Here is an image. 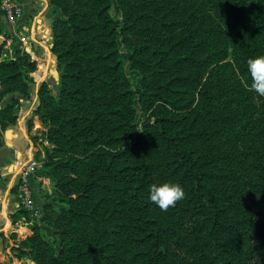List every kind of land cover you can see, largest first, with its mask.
Here are the masks:
<instances>
[{
  "label": "trees",
  "instance_id": "16d2710c",
  "mask_svg": "<svg viewBox=\"0 0 264 264\" xmlns=\"http://www.w3.org/2000/svg\"><path fill=\"white\" fill-rule=\"evenodd\" d=\"M49 5L59 92L43 83L36 113L51 145L48 197L63 206L43 205L52 242L34 225L21 241L33 264H264V97L246 71L264 54V0ZM35 64L0 54V95H27ZM16 111L0 110V148ZM164 181L185 192L167 211L148 199Z\"/></svg>",
  "mask_w": 264,
  "mask_h": 264
},
{
  "label": "rangeland",
  "instance_id": "374dc122",
  "mask_svg": "<svg viewBox=\"0 0 264 264\" xmlns=\"http://www.w3.org/2000/svg\"><path fill=\"white\" fill-rule=\"evenodd\" d=\"M5 2L8 3L7 0H1L0 3V9L3 11ZM19 8L21 16L17 18L14 25L7 23L3 14L2 23L6 43L0 53L1 60L14 59L17 51L20 54L27 52L36 64L34 71L26 72V69H24L29 79L27 95H21L17 92L4 96L0 95V110L9 103H13V101H16L17 108V120L15 124L4 129L3 146L0 150L11 142L10 139H17V136H13L12 132H24L22 137H25L26 144L24 145L25 149L22 151V160L16 163V172L7 180L6 186L8 184L9 191L8 193L3 191L0 197V212L1 209L6 208L5 206H7V211L14 210L12 215H7V219H10L9 222L5 219L6 232L0 229V264H33L32 252L29 248L22 247L21 241L30 235V226L34 225L38 226L40 234L47 242H52L55 239L54 229L45 219L43 205L45 203L51 204L56 210L63 206L59 199L51 200L48 197L53 192L54 182L47 176V172L43 168V162L51 145L47 141L48 126L36 113L39 104L40 86L45 83L50 90V94L56 97L59 92L58 80L60 73L51 51L52 38L49 37L48 31L45 29L44 32L47 34L41 36V39L36 35L29 36V39H27V35L31 31L30 28L19 23L23 16V10L21 7ZM111 15L114 19H121V13L116 4L112 6ZM58 16H60L59 10ZM121 51L129 66L128 49L123 44H121ZM128 69L129 73L135 78V86H138L139 73L130 70V67ZM135 118L139 128L149 119L148 114L143 113L138 106ZM0 179H2L1 176ZM3 181L6 182V179ZM24 182H27L31 191L29 206L23 192ZM17 211H22L21 217L14 220L12 217ZM1 220L0 223H2ZM4 226L0 225V228H4Z\"/></svg>",
  "mask_w": 264,
  "mask_h": 264
},
{
  "label": "crops",
  "instance_id": "0c3cea01",
  "mask_svg": "<svg viewBox=\"0 0 264 264\" xmlns=\"http://www.w3.org/2000/svg\"><path fill=\"white\" fill-rule=\"evenodd\" d=\"M14 4L20 6L23 10V16L20 19L19 23L24 26L30 28L31 33L30 36L36 35L41 39V36H45L47 33L44 32L45 29L49 33V37L51 38V25L53 20L58 17V9L55 7H51L49 5V0H11ZM48 37V38H49ZM44 41V40H42ZM22 134V135H21ZM13 136H17L16 140L10 139V143L6 147L0 150V197L2 196V192L8 193L9 187L7 188L6 183L9 178L16 172L17 167L16 163L22 160V151L25 149V137L24 132H12ZM6 179V182L3 180ZM5 187V188H4ZM4 189V190H3ZM9 194H11L9 192ZM17 198V196H16ZM1 207V206H0ZM7 208V206H5ZM6 208L1 209L0 219H2V223L0 225H5L3 229L6 228V221L9 222L10 219H7V215H12L14 210H6ZM6 232V231H5Z\"/></svg>",
  "mask_w": 264,
  "mask_h": 264
},
{
  "label": "clouds",
  "instance_id": "9594fccd",
  "mask_svg": "<svg viewBox=\"0 0 264 264\" xmlns=\"http://www.w3.org/2000/svg\"><path fill=\"white\" fill-rule=\"evenodd\" d=\"M246 71L251 81L249 89L264 97V54L247 58ZM184 198L185 192L176 182L153 183L148 188V199L161 211H167Z\"/></svg>",
  "mask_w": 264,
  "mask_h": 264
},
{
  "label": "built area",
  "instance_id": "2783aa9c",
  "mask_svg": "<svg viewBox=\"0 0 264 264\" xmlns=\"http://www.w3.org/2000/svg\"><path fill=\"white\" fill-rule=\"evenodd\" d=\"M7 2L4 3V17L7 23H9L10 25H14L16 23L17 18H19L21 16L20 12V6L14 4L13 2H11V0H7ZM30 35H27V39H29ZM23 39V38H22ZM23 192L26 195V199L28 200V206H29V202L31 200V191L29 188V185L27 184V182H24L23 184Z\"/></svg>",
  "mask_w": 264,
  "mask_h": 264
},
{
  "label": "water",
  "instance_id": "95a60500",
  "mask_svg": "<svg viewBox=\"0 0 264 264\" xmlns=\"http://www.w3.org/2000/svg\"><path fill=\"white\" fill-rule=\"evenodd\" d=\"M2 43V40L0 39V44Z\"/></svg>",
  "mask_w": 264,
  "mask_h": 264
}]
</instances>
